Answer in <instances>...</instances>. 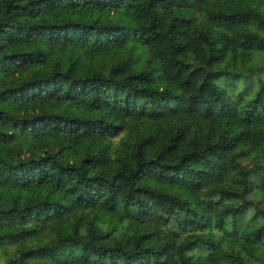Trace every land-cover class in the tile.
<instances>
[{"label":"trees","instance_id":"16d2710c","mask_svg":"<svg viewBox=\"0 0 264 264\" xmlns=\"http://www.w3.org/2000/svg\"><path fill=\"white\" fill-rule=\"evenodd\" d=\"M132 38L142 69L82 58ZM29 237L11 264H264V0H0V244Z\"/></svg>","mask_w":264,"mask_h":264},{"label":"rangeland","instance_id":"374dc122","mask_svg":"<svg viewBox=\"0 0 264 264\" xmlns=\"http://www.w3.org/2000/svg\"><path fill=\"white\" fill-rule=\"evenodd\" d=\"M134 26L135 24L132 23ZM126 46L118 49V50H112L108 53L101 50H91L89 47H83V49L80 51L82 58L86 64H91L95 67H107L111 62L116 61L119 58L129 57L130 63L129 66L134 69H142L146 61L150 58V52L148 51V48L145 47L140 40L137 39H130L126 44ZM252 62H245L242 61H230L227 62L223 67H225L228 71H234L235 74H238L239 72L246 71V68L249 64ZM33 73V71H25L21 74H16L15 78H21L29 76ZM231 78L229 77L228 80V86L227 87L230 94H233L235 96L237 92H240V86L239 88L233 87V84H231ZM225 85V84H224ZM250 154H256V153H250ZM48 235H44L43 237H40L37 239V242L39 240L45 241L47 240ZM35 244L34 238H22L11 242H5L0 244V264H11L12 259L15 257L16 253L24 248V247H30ZM264 257V252L261 256H258V259H261Z\"/></svg>","mask_w":264,"mask_h":264}]
</instances>
